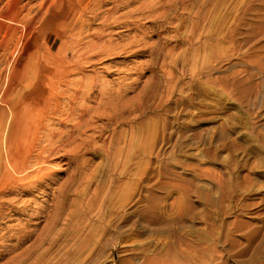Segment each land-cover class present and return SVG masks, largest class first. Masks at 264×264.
Returning a JSON list of instances; mask_svg holds the SVG:
<instances>
[{
	"label": "rangeland",
	"instance_id": "1",
	"mask_svg": "<svg viewBox=\"0 0 264 264\" xmlns=\"http://www.w3.org/2000/svg\"><path fill=\"white\" fill-rule=\"evenodd\" d=\"M118 1L121 2H117L118 6L111 11L113 17L110 14L108 18L111 24L103 27L101 22L115 0H104L101 4L96 1L95 4L100 6L83 16L91 27L82 29V34L79 26L69 24L59 12H52L54 4L47 5L45 10H49L40 24L37 23L40 29L24 43L16 68L23 65L30 49L40 47L48 52L47 42L54 43L51 49L54 48L53 56L58 60L40 59L42 68L53 71L60 66L80 67L82 64V72L77 70L59 80L63 85H56L55 95H61L62 88L74 89L79 79V82L87 81L94 74L98 75V88H93L90 98H81L78 99L81 103H75L90 106V116L84 117L89 120L90 127L81 126L76 128H81V132H77L73 128L77 118L63 123L67 112L55 115L51 112L53 105L47 108L44 118L51 130L62 123L63 126L60 124L55 130L54 140L58 144L64 132L74 129V136L78 135L77 143L93 138L97 150L83 148L79 152L78 159L83 164L75 174V181L81 180L77 188L73 186L67 190L63 186L60 189L74 164L62 156L53 158L54 155L49 160L50 166L57 167L52 179L37 186L40 182L33 181L32 176L26 186L19 185L0 196V215L4 213L2 218L0 216V264L13 262L9 256L29 246L42 234L44 218L54 213L56 201L58 211L63 213L57 228L64 239L68 238L69 244L76 239L72 236L76 224L80 225V233H89L85 246L70 264H264V0H224L220 10L222 18L217 26L200 29V36L195 35L192 45L187 37L189 23L195 17L188 1L187 7L177 6L167 18L159 17L157 13L148 15V10L158 6V0ZM12 2L2 0L0 12ZM65 8L67 10L69 5ZM5 24H0V37L6 29ZM207 30L217 34L204 41L202 34L206 35ZM92 31L101 35L99 42L110 39L116 44V52L84 57L88 45L85 42L97 39L88 35ZM142 34H145L147 45L164 44L166 53L162 55L167 61L154 67L158 82L164 86L159 88L163 97L152 94L149 103L146 97L140 102L138 93L141 96L140 91L152 75V71L144 68L150 62V56H131V47H127L132 38ZM68 37L69 41H66ZM13 42L4 54L0 51L1 86L7 82L6 72H11L7 62L15 55L17 40ZM34 64L35 59L30 65ZM47 75L58 76L54 71ZM31 76L26 68L24 73L14 74L9 89L13 86L12 92L24 89ZM44 78L37 81L34 89L45 87ZM100 92L103 101L118 92L126 100L130 99L124 109L128 118L114 126L106 122L104 115L98 117L96 111L92 112ZM63 98V102L67 100L65 96ZM134 101L142 103L143 107L133 120L127 110ZM48 103L53 104V101ZM61 105L63 107L64 103ZM55 119H58L57 123ZM132 123L134 127L138 126L134 134L130 127ZM104 125L106 128L100 136L98 126ZM44 130L43 139L48 133ZM110 134H113V143L108 155L101 144L102 139L109 141ZM87 185L91 186L89 193L85 189ZM97 187L100 190L98 201L85 213L86 197ZM82 216L87 219L84 223H81ZM21 230H31L30 233L27 231L26 240L19 238L24 233ZM9 231H13L12 234ZM64 249L65 245L59 248L61 252Z\"/></svg>",
	"mask_w": 264,
	"mask_h": 264
},
{
	"label": "bare ground",
	"instance_id": "2",
	"mask_svg": "<svg viewBox=\"0 0 264 264\" xmlns=\"http://www.w3.org/2000/svg\"><path fill=\"white\" fill-rule=\"evenodd\" d=\"M1 1L2 0H0V2ZM33 1H35V0H26L24 2H23V0H13L11 5H9V3H7L8 5L6 6V9L4 8L5 9L4 12H0V24L6 23L5 24L6 29L0 37V51H1V53L5 52V50L14 41V39L17 40V47L14 49L15 55L12 54V55H14L13 58L11 60L9 59V61L7 62V64L10 63V65H11V72L10 73L6 72V73H8L6 84H4L3 86L0 85V196L2 194H5L6 192L11 191L12 189L16 188L19 185H25V183L30 181L31 178H33V177H34L33 181L40 182V184L39 183L36 184L37 186L41 185V183L43 184L45 182V180H47V179H50V178L52 179V175L57 170V167H56V165L50 166L49 160H51V157L54 155L55 156L53 158H58V157L62 156L63 158L68 159L69 163L74 164V167H73L72 171L70 172V174L68 175V177L66 178L65 182L60 185V189L62 190L63 186H66L67 190L72 189L73 186H75V188H77V186L80 184L81 180L79 182L78 181L76 182L75 181V174L80 171L79 169H81L80 167H82V164H83L78 159L79 152L83 148L86 150H97L96 149L97 147L94 145V139L93 138L89 137L88 139H84L83 141L77 143L76 140H77L78 135H76L77 137L74 136L73 130L76 128H79L81 126H83V127L85 126L84 128H86V127L88 128L91 126L89 123V120H87V118L86 119L84 118L85 115L91 114V113H89L90 106H80V104H77V105H79V106H77V105H75V103L76 102L81 103L78 101V99H81V98L83 100H85V99L88 100V97L90 96L92 90H94L93 88H95V87H96V89L98 88L97 84H96L97 83L96 82V80H97L96 76H98V75L94 74L90 78V80H88L85 77V79H87V81L82 80L79 82V80H80L79 79L78 83L77 82L75 83L77 86L74 89H71L72 91L69 90V88H67V87H66L67 89L66 88L63 89L62 87H60L63 90V91L61 90V95H55L54 90L56 89V87H58L61 84L63 85V83L59 82V80L61 79V81H62V79L70 73L75 74V71H77V70L81 71L80 67L82 64L80 65V67L78 65H75L73 67H68L69 66L68 64H67L68 66L65 65V66H60V67H56L54 65L56 67V68L54 67L55 69L53 70L54 75H58V76L47 75L49 73V71L50 72H53V71H51V69L49 70L48 68H42L39 65V60L40 59H47V60L53 61L54 59H57L53 56V53H56L54 51V48H53V50L51 49V47L54 46V43L51 44L49 42H47L48 52H46L44 49L42 50L40 47H35L34 49H30V51H28L26 57L24 58V63L20 68H16L15 65L18 62L17 60H18L20 53L23 51L24 43L27 40V38L31 37V35H33V33H35L36 31H38L40 29V25H39L40 21H41L42 17L44 16L45 12L47 10H49V8H47L45 10V7L47 5L49 7V6H51V4H54L52 12L53 11L54 12L57 11L55 13L59 12L60 15L65 16L64 18L67 19V22L69 24H71L72 26H76V27L79 26V28H80L79 33L82 34L84 29L88 30L91 27L90 23L88 21L86 22V20L83 18V16H85L88 12H93V8L95 6L96 7L100 6L99 4H95L96 1L101 4L104 2V0H99V1L98 0H36L37 3L36 2L32 3ZM158 1H159V4L157 7L148 10L149 16H152L155 13H157V15L159 17L167 18L169 13H172L173 10L176 11L175 9L177 8V6L181 7V8H185V7H187V4L191 5L192 10L194 11L193 14H194L195 20H193L191 22V24L189 23L190 29H189L187 39H188L190 45H192L193 39H196L195 35L198 33V31L200 29H203L204 26H209V25L210 26L213 25V27H214V25L217 26V24L219 23V21L222 18V16L220 15V12H221L220 10H221V5L224 4V0H158ZM187 1H188V3L186 4ZM117 2H121V1L115 0L112 7L109 9V11H107V13H106L107 15H106L105 19L102 20L101 27L109 26L111 24L112 21H108V18L111 17V15L113 17L112 13H114V12H111V11H112V9H115L118 6L117 4H119V3H117ZM65 4L69 5V8H67V10L65 8L67 5H65ZM143 5L145 6V4H143ZM146 5H147V1H146ZM148 6L150 7V5H148ZM146 8H147V6H146ZM178 9H180V8H178ZM178 9H177V11H179ZM136 12H137V10H136ZM132 13H133V11H132ZM130 15H131V12H130ZM95 16L96 15H94L93 17H95ZM179 21H180V19L178 20V22ZM37 23H39V24H37ZM207 23H209V24H207ZM181 24H184V23H181ZM65 25H66L65 26V28H66L67 24L65 23ZM101 27H100V29H101ZM209 28H211V27H209ZM76 29H78V28H76ZM207 31L208 32L206 33V35L202 34V36L205 38L204 41L209 39L210 36H212V34L215 33V31H212V30H207ZM91 34L94 35L97 39L96 40L94 39L95 41H92V42L89 41L90 43L85 42L86 45L87 44L88 45L86 46L87 49L84 52L85 53V55H83L84 57H86V58L91 57V56L96 57L99 55L100 56H106L108 54H112V53L116 52V51H114V49L117 48L116 44H114L110 39H108V40L105 39L104 41L102 40L103 42H99L101 35L99 33L93 32V31L88 35H91ZM216 34H214V35H216ZM66 35H68V34H66ZM66 35H65V38H67ZM76 35L77 34H75V36ZM198 35L200 36V32L198 33ZM37 36H39V35H37ZM71 38H72V36H71ZM81 39L82 38H80V40ZM144 39H145V34H142V36H139V37H134V38H132V40L130 41V43L128 44L127 47H131V52L129 51V53H130L129 55H131V56H136V55H141V54H147L150 56V62H148L146 65H144V68L152 71V75H151L150 80L144 85L142 91H140V92H142L141 93L142 97L140 96V93H138V100H140V102L144 101L145 100L144 98L146 97V101H147V103H149L148 99L151 98L150 96L152 94H153V96L159 94V97H163V95L161 96V91L159 90V88L163 84L161 85L160 82H158L156 72L154 71V67L157 66L158 64L164 65L167 61L165 62V55L164 56L162 55V53H166L164 50V47H163L164 44L160 45L161 47L159 46L158 42H156L155 44H152V45H147V42ZM160 39H158V40H160ZM76 40H78V39H76ZM66 41H69V37ZM68 43H70V42H68ZM77 43H79V42H77ZM80 44H81V42H80ZM138 44H142V46L141 47L136 46ZM118 46H120V45H118ZM122 46H123V44H122ZM72 47H73V45H72ZM193 47H195V46L193 45ZM8 50H9V48H8ZM163 50H164V52H163ZM191 51H192V48H191ZM196 51H197V49H196ZM60 52H62V51L60 50ZM117 52H118V50H117ZM58 53H59V51H58ZM62 53H64V52H62ZM0 55L2 56V54H0ZM194 55H195V53H194ZM194 55H193V57H194ZM8 57H10V56H8ZM52 57H54V58L52 59ZM33 59H35V64L30 65V63L33 61ZM83 59H85V58H83ZM99 59H101V57ZM180 59H181V57H180ZM170 60H171V58H170ZM62 63H65V62H62ZM25 68H26V72L29 71L32 74V76L30 77V79L27 80V82H25L24 89H20L17 92H12V89L14 86L9 89L10 83L13 82V81H11L12 76L14 74L18 75L19 72H20V74L24 73ZM95 72L96 71H94V73ZM46 76H49V78L46 79ZM68 76H70V75H68ZM42 77L43 78L45 77L44 78L45 84H46L45 87L43 89H34L36 86L35 84ZM68 79H71V78H68ZM17 82L20 83V78L17 79ZM71 82L74 83V81H71ZM15 85H16V83H15ZM56 85H58V86H56ZM73 85L74 84H72L71 86H73ZM66 86H68V85H66ZM163 87L164 86H162V88ZM57 89H56V91H57ZM100 94H101L100 96L98 95L100 98H98L99 101L96 104L97 106L95 105L96 107L94 106L92 108V109H94L92 112L96 111L95 113H97L98 117H100L101 115H104L106 117V122L108 124H111L114 126H116L117 124L123 122L126 118H128L127 115L126 116L124 115V109L126 108L125 105L128 104V102H127L128 99L126 100L123 94L118 92L114 95H110L109 98L106 99L105 101H103L104 99L102 98V96H103L102 92H100ZM63 96H65V98L67 99L64 102L62 101V99H64ZM51 100L53 101V104L48 103L49 101L51 102ZM132 100H133V98L131 99V101ZM134 100L137 102L136 98H134ZM163 100H164V98H163ZM135 101L131 103L129 110H127L128 111L127 114L132 115L133 120L137 117V114H136L137 111H139L143 107L142 103L140 105V102L136 103ZM159 101L161 102V100H159ZM158 102L156 101V103H158ZM62 103H64L63 107L61 105ZM83 103H84V101H83ZM46 104H48V105H46ZM51 105L54 106L52 111H51L54 114L57 112H59L57 114H63V112H65V113L67 112L65 120L62 121L63 123L65 121L68 122L69 120L75 121V119L77 118V121L73 122V126H74L73 128L74 129H72L70 131L67 129L68 130L67 132H64L66 130L62 129L64 132V136H63V139L60 141L59 144L57 143V141L54 140L55 136L57 135L55 130H57L60 127V124L62 125V123H60L59 127L57 128V127H54V124L52 122V124H53L52 127H54V129L55 128L56 129L51 130L52 129L51 126L49 125L51 129L48 128V123L44 122V118H46L45 114H46L47 108H49V106H51ZM160 105H162V104H160ZM144 106H145V103H144ZM149 106H150V104H149ZM61 107H62V109H61ZM145 108H148V107L146 106ZM49 114H50V112H49ZM93 115H94V113H93ZM48 118H50V117H48ZM57 118H58V116H57ZM88 118H90V117H88ZM58 119H57V121H56V119L54 121H56V123H57ZM90 121H92L91 118H90ZM95 121H96V119H95ZM132 122H134V121H132ZM95 125H96V123H95ZM130 127H132V130H133L132 133L134 134L136 129H135L133 123ZM63 128H66V127H63ZM104 128H106V125L98 126L97 131L99 132L100 136H101L102 132L104 131ZM44 129L48 130L47 131L48 132L47 137L45 139H43L44 138L43 131L45 132ZM77 130L80 131L81 128L76 129V131ZM44 134H46V133H44ZM79 134L81 135V133H79ZM84 134H86V132ZM133 134H131V136ZM91 136H92V134H91ZM112 136H113V134H110V136H109L110 139L108 138L109 141L102 139L101 148L104 151H106L108 153V155H109V151H110L109 148L112 146V143H113V137ZM121 136L122 135H120V137ZM61 137H60V139H61ZM133 139H135V138H133ZM68 146H69V148H68ZM113 147H115V146L113 145ZM56 154H58V155H56ZM115 160H116L115 163H117V158ZM68 162H64V163H68ZM39 173H40V175H38ZM29 184H30V182H29ZM81 184H83V183H81ZM90 187L91 186H89V185H87L85 187V189L87 190L86 191L87 193L90 192ZM98 188L99 187L92 190L91 195H89L88 197H86L87 193L85 194V197H86V202L84 204L86 207L85 213L88 212L89 210H91V208H94V204L98 201L97 198L100 194V190ZM60 189H59V191H60ZM101 194H102V192H101ZM3 203H6V202H3ZM58 207H59V205H58V202L56 201L54 203L55 210H54L53 214L49 215L46 212V214L48 215L47 217L45 216V214H42V215H44L43 217H46V218H44V219H46V221H44L45 224L43 225V228L40 232L42 234L39 235L36 239H34L33 242L29 246H26L25 248H23V246H25L23 244V246L20 247V248H23L21 251H18V252L16 251V253L13 256H11V257L9 256L10 258L8 257V259H12L13 262L11 261V263H5V264H70L73 257H75V255L78 254V252H80L81 249L85 246V242L87 241V239L89 237V233L83 234L82 231H81L82 233H80V230H79L80 225L78 226V224H76V227L73 226L74 228H73V232H72V236H74L76 239L72 243L69 244L67 242L68 238L64 239L62 237L60 229L57 228V226L59 225L60 218L63 217V213H61L60 210L58 211ZM47 209H48V207H47ZM85 213H84V215H85ZM98 213H99V211H98ZM0 216L2 218V216H4V213H3V215L1 214ZM81 218H83V216ZM85 221H87L86 217L82 219L81 223H84ZM18 224H20V223H18ZM21 226H23V225H21ZM26 226L27 225H25L24 227H26ZM12 229H14V228H11V230ZM38 229H36V230L38 231ZM23 231H24V233L21 234V237H19L20 239H22V241L26 240L25 238L28 236L27 231H29V230H27V231L23 230ZM30 231H29V233H30ZM11 232H13V231H11ZM11 232H10V234H12ZM14 232L16 233V229L14 230ZM17 232H18V230H17ZM33 235L35 236L36 234H33ZM33 235H31V236H33ZM7 237H9V235ZM13 237H17V236H13ZM5 240H7V239H5ZM67 243H68V246H67ZM64 245H65V249L63 252H61L59 250V248L61 246H64ZM6 246H8V245H6ZM10 249H12V248H10ZM0 252H2V251H0ZM13 252H15V251H13ZM10 255H11V253H10ZM6 259H7V256H6ZM7 260H5V262Z\"/></svg>",
	"mask_w": 264,
	"mask_h": 264
}]
</instances>
